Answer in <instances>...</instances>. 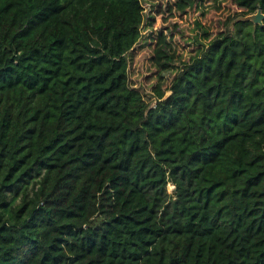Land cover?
<instances>
[{
	"label": "trees",
	"instance_id": "obj_1",
	"mask_svg": "<svg viewBox=\"0 0 264 264\" xmlns=\"http://www.w3.org/2000/svg\"><path fill=\"white\" fill-rule=\"evenodd\" d=\"M259 9L0 0V264H264Z\"/></svg>",
	"mask_w": 264,
	"mask_h": 264
},
{
	"label": "rangeland",
	"instance_id": "obj_2",
	"mask_svg": "<svg viewBox=\"0 0 264 264\" xmlns=\"http://www.w3.org/2000/svg\"><path fill=\"white\" fill-rule=\"evenodd\" d=\"M162 0H143V6L145 8V17H146V22H147V19L149 17H151L153 15V13L156 11L155 9L157 8V5L161 2ZM239 19H243V18H239ZM238 19V20H239ZM246 19V18H245ZM192 22V21H191ZM150 33V30L146 27L143 31V35L145 37L148 36V34ZM196 36L200 37L201 34H202V30L199 29L197 32H196ZM145 42V40H143L140 44H143ZM192 44H193V41H192ZM145 68L143 66V64L140 66V71H137V74H141L140 77H133V79L137 78L138 80V84H140L141 82H143L144 78L143 76L147 73L144 71ZM132 79V80H133ZM167 190H168V193L170 195H173L174 191H175V186L173 184H169L168 187H167Z\"/></svg>",
	"mask_w": 264,
	"mask_h": 264
},
{
	"label": "water",
	"instance_id": "obj_3",
	"mask_svg": "<svg viewBox=\"0 0 264 264\" xmlns=\"http://www.w3.org/2000/svg\"><path fill=\"white\" fill-rule=\"evenodd\" d=\"M245 20L252 21L255 25H262L264 21V14L259 9L256 14L246 17Z\"/></svg>",
	"mask_w": 264,
	"mask_h": 264
}]
</instances>
